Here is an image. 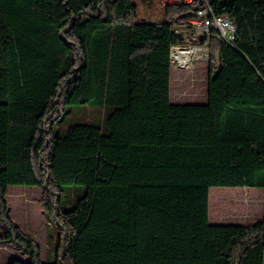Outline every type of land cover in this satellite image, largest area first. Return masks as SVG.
<instances>
[{
    "label": "trees",
    "instance_id": "obj_1",
    "mask_svg": "<svg viewBox=\"0 0 264 264\" xmlns=\"http://www.w3.org/2000/svg\"><path fill=\"white\" fill-rule=\"evenodd\" d=\"M196 2L153 21L134 0H0V240L29 260L10 264H263L264 215L211 223L208 197L264 188V0H208L234 38L199 39L206 101L172 102ZM79 104L102 120L56 128ZM10 185L42 188L54 261L10 220Z\"/></svg>",
    "mask_w": 264,
    "mask_h": 264
},
{
    "label": "rangeland",
    "instance_id": "obj_2",
    "mask_svg": "<svg viewBox=\"0 0 264 264\" xmlns=\"http://www.w3.org/2000/svg\"><path fill=\"white\" fill-rule=\"evenodd\" d=\"M134 1L137 6V18L153 21L163 19L165 7L178 2V0ZM193 25L194 27L190 30L184 28L186 42L171 47L172 50L173 47L186 46L193 53L192 60L187 66H181L172 59L170 78L172 102L200 103L206 101L209 45L208 41L198 42L201 36L196 33L197 26L194 23ZM182 30L183 28H178V31ZM213 57V65L216 67L217 55ZM102 117V108L88 104L72 105L68 107V112L56 128L65 127L72 121L98 123ZM209 193L213 194L210 200L208 197V216L211 223L249 224L260 220L264 215V188L212 186ZM6 203L10 220L35 239L40 249L41 260L54 261L58 249L57 231L53 226L49 227L48 217L42 207V188L34 185H10L6 191ZM3 233L4 230L0 225V239ZM14 259L24 263L29 261L27 256L13 244L0 240V264H10Z\"/></svg>",
    "mask_w": 264,
    "mask_h": 264
},
{
    "label": "built area",
    "instance_id": "obj_3",
    "mask_svg": "<svg viewBox=\"0 0 264 264\" xmlns=\"http://www.w3.org/2000/svg\"><path fill=\"white\" fill-rule=\"evenodd\" d=\"M193 8L197 14V20L193 23L197 26L196 33L204 37L210 32H217L218 37L227 41L234 38L235 28L226 15H217L213 12L208 0H196Z\"/></svg>",
    "mask_w": 264,
    "mask_h": 264
},
{
    "label": "bare ground",
    "instance_id": "obj_4",
    "mask_svg": "<svg viewBox=\"0 0 264 264\" xmlns=\"http://www.w3.org/2000/svg\"><path fill=\"white\" fill-rule=\"evenodd\" d=\"M192 54L193 53L189 47H173L171 50V59L178 62V64L181 66H187L192 60Z\"/></svg>",
    "mask_w": 264,
    "mask_h": 264
},
{
    "label": "water",
    "instance_id": "obj_5",
    "mask_svg": "<svg viewBox=\"0 0 264 264\" xmlns=\"http://www.w3.org/2000/svg\"><path fill=\"white\" fill-rule=\"evenodd\" d=\"M170 57H171V55H170ZM263 264H264V251H263Z\"/></svg>",
    "mask_w": 264,
    "mask_h": 264
},
{
    "label": "crops",
    "instance_id": "obj_6",
    "mask_svg": "<svg viewBox=\"0 0 264 264\" xmlns=\"http://www.w3.org/2000/svg\"><path fill=\"white\" fill-rule=\"evenodd\" d=\"M216 223H218V222H216Z\"/></svg>",
    "mask_w": 264,
    "mask_h": 264
}]
</instances>
